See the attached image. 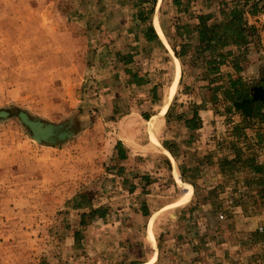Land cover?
I'll return each mask as SVG.
<instances>
[{"label":"rangeland","instance_id":"1","mask_svg":"<svg viewBox=\"0 0 264 264\" xmlns=\"http://www.w3.org/2000/svg\"><path fill=\"white\" fill-rule=\"evenodd\" d=\"M146 1L0 0V110L9 113L0 121V264H133L145 255L149 258L144 227L132 239L123 237L120 229L119 220L130 219L134 208L126 183L121 185L123 178L113 173L118 162L112 157L117 138L134 146L146 143V134L148 143L151 139V128L138 115L145 93L131 87V75L145 73L162 98L173 76L164 48L141 36L146 24L137 21L136 5L141 2L146 8ZM216 1L231 7L245 0ZM204 3L192 0L190 11L217 9L213 1L207 7ZM251 3L257 5L253 16L247 13ZM243 9L242 19L253 27L256 40L242 53L229 50L228 61L239 57L238 72L230 68L233 72L227 77L207 78L188 56L179 63L170 120L178 114L188 118L193 107H211L220 121V153L239 154L234 170L216 179L220 184L214 175H202L205 187L213 188L199 187L190 204L155 218L153 235L159 230L181 231L184 223L175 228L169 214L187 205L193 216L207 217L211 233L202 243L194 239L195 247L204 252L188 259L185 255L180 263L264 264V122L243 120L242 112L233 110L223 95L233 93L229 80L239 79L246 94L252 85L264 86V0H247ZM155 14L173 44L175 18L179 24L193 22L176 14L171 0H157L151 26ZM126 56L136 63L125 65ZM169 95L170 90L164 98ZM20 110L55 125L71 120L72 136L53 146L38 144L15 117ZM162 124L159 140L187 157V133L175 124ZM236 125L244 128L237 140L231 136ZM248 159L259 173L244 169ZM183 161L187 164V158ZM182 192L187 200L188 191ZM145 193L150 194L147 208L153 212L175 199L180 189L166 177ZM136 199L141 201V196ZM98 207L106 209L103 220L109 222L94 218L78 225L80 213ZM140 242L144 251L132 245L139 247Z\"/></svg>","mask_w":264,"mask_h":264},{"label":"crops","instance_id":"2","mask_svg":"<svg viewBox=\"0 0 264 264\" xmlns=\"http://www.w3.org/2000/svg\"><path fill=\"white\" fill-rule=\"evenodd\" d=\"M208 12L209 11H207V13ZM152 26L160 45L167 52L172 62L173 76L170 84L167 86L166 89V91H171L170 86H172V83L174 81V62L178 63L179 65V61L174 55L169 54L168 50L161 43L158 34L154 28V25ZM231 49L232 47H229L225 50L229 51ZM126 57L128 61L125 65H130L132 64V62L133 64L136 63L131 60L130 56ZM230 68L231 67L228 66V62L226 61L223 65L219 66L217 73L213 74L211 77L216 78L221 76L222 74H225V76L227 77V75H230V71L233 72V70H231L232 68ZM131 76L132 79L136 81L134 82L132 80L133 83L131 87L135 88L138 92L144 90L145 93V95L143 94L142 97L141 106L139 105L141 112L138 115L139 119L143 120V123H146L151 128V139L148 143V137L145 132L147 142L139 145L136 144L134 146V143L132 142L131 144H127L123 139L117 138V142L119 143L118 145L120 146H116L117 148H115L116 150L114 152V156L112 157L113 159H115L116 162H118V168H116L115 172L113 171V173H116L117 176L123 178L121 179V185L123 186V184L125 185L126 183L125 191L129 196V199H132V202L130 204L134 208L133 212L129 215L130 219L119 220L121 225L120 229L123 231V237L132 239L134 237H137L139 233V228L144 227L141 231L144 232L146 245L150 249V256L149 258H147V255H145L143 259L133 264H199L190 260H187L185 263H180L179 261L180 259H186L185 255H187V259L192 256H197L200 254L202 255L204 251L201 252L202 249L200 251V248L198 249L195 247L194 239L199 238L200 242L202 243L203 240H205L204 237H208V235L211 233L207 217L205 215H199L198 217L196 215L193 216L191 213L192 207H190L189 205H187V207H182L181 209L176 212H173L172 214H169V217H171L170 219H172V222L177 223L174 225L175 228L181 227V223H184V227L182 226L183 229L181 231L180 229H175V233L173 234V232L169 233V230L167 231V233L166 231L159 230L156 235H153L155 240L156 257L155 260L150 263L153 253L150 245L147 243L146 240L149 219L156 212H163L171 208H176L177 199L180 194H178V196H176V198L168 204L161 205L157 210L152 212L149 208H147V198L150 196V194H147L145 192L153 191V185H158L162 183L167 177L177 188L178 183L180 184L182 194L183 189H186L188 191L189 197L186 200V204H190V200L193 197L195 190L199 189V187H204L205 189L213 188L205 187V184L207 183H205V180L202 179V175H214L216 181V179H218L220 175L226 173V170L222 169V166L220 164L221 160H223L224 158H227L229 160L234 156L232 154H229L228 156L224 157V153H220L219 147L222 145L219 143L221 142V140L219 139V129L221 128L220 121L213 115L211 107L209 108L207 106H204L202 109L197 111L199 124L193 130H187L180 121H176L175 119L172 121L170 120V118L168 119V121H165L163 117L162 121L164 122V124H175L180 127L183 132L187 133V157L186 154H183L184 156L177 155L172 149V147L169 146L171 145V143H167L163 138L159 140V132H155L151 127V125L162 124V121L160 119L162 106L161 104L163 101H165L164 97L168 91L165 92V95L162 98L159 89L156 88L154 84H151L148 75V78H145V73H143V75L136 76L133 74ZM251 87L255 86L252 85ZM175 89L176 87L171 92V97L169 98V104L167 109L170 108V104L173 98L172 94ZM257 108L261 107L259 106L255 109ZM155 109L157 110L154 114H152ZM254 120L257 119H252L251 121ZM162 128H164L163 124L160 127V131H162ZM165 145L166 147H169L172 151L166 150L164 148ZM147 147L149 149H147ZM204 148H208L207 153L203 151ZM185 158H187V164L185 163V161H183ZM192 158H194V161L191 160ZM234 168V166L231 167V169L233 170ZM239 171H242V169H240ZM181 173L184 179L181 178ZM127 178L128 180H126ZM129 179H131V181ZM220 182L221 181H216L215 183L220 184ZM138 196H141V201H138L136 199ZM96 220L99 221L101 224L110 221L108 219L105 221V219L103 220L95 218V221ZM215 234L216 232L212 233V235ZM217 244L218 243H216V249H221V245L219 246ZM132 245H135V248L137 249L143 250L142 248L144 246V243L140 242L139 247H137L138 244L135 243H132ZM128 246L129 245H127V247L125 246V249H130Z\"/></svg>","mask_w":264,"mask_h":264},{"label":"trees","instance_id":"3","mask_svg":"<svg viewBox=\"0 0 264 264\" xmlns=\"http://www.w3.org/2000/svg\"><path fill=\"white\" fill-rule=\"evenodd\" d=\"M192 0H171V6L174 8L176 14H183L187 16V19L193 20V23L187 21L180 23L175 18L172 24L173 27V38L176 43L173 44L165 32V27L162 23H159V28L161 29L173 55L177 58L179 63L182 57L188 56L189 61L200 69L204 71L205 77H211L213 74L217 73L219 66L223 65L226 61L230 64L231 68L235 71H239L237 57H233L231 61V52L225 50L226 48L232 47L240 50L241 53L245 51L246 46L256 40V35L252 26H246L242 19L243 7L247 4V0L243 3L235 1L231 7H228L223 1L216 0H205L204 7L209 6L211 2H215L217 9L213 12L204 13L198 11L193 13L190 11V2ZM148 7H140L138 2L137 12L135 17L137 21L141 24H146L141 36L144 41H155L158 44L159 41L150 24V19L154 13V7L157 0H147ZM247 13L249 15H255L257 13V5L251 3L249 5ZM195 21V22H194ZM124 62V61H123ZM134 81V79H133ZM136 82V81H134ZM231 83V89L237 90L239 96L246 97V91L240 86L239 79L233 81L229 80ZM171 108V107H170ZM170 108L164 114L165 121L170 118ZM203 107H193L191 115L186 118L181 114L175 116L176 121H180L187 130L195 129L199 124V118L197 117V111ZM252 119H257L258 121L264 122V108H257L251 111L247 116H243V120L250 122ZM244 128L241 126H234L231 131V136L236 140L243 137ZM264 137V135H263ZM262 137L257 135V141H261ZM119 143L117 142L116 146ZM166 150H171L169 147L164 146ZM235 148V147H234ZM172 151V150H171ZM239 154L237 151L234 153L232 160L223 159L220 164L222 169L230 170L234 161L238 160ZM244 169L248 172H253L257 174L260 172V168L253 164L252 159L246 161ZM180 171V168H179ZM181 178L183 175L181 173ZM106 209L96 208L90 209L85 213H80L79 215V226L85 224V219L94 220V218L103 219L106 215ZM76 232L73 233V238L76 240Z\"/></svg>","mask_w":264,"mask_h":264},{"label":"water","instance_id":"4","mask_svg":"<svg viewBox=\"0 0 264 264\" xmlns=\"http://www.w3.org/2000/svg\"><path fill=\"white\" fill-rule=\"evenodd\" d=\"M223 95L233 110L241 111L243 116H247L252 111L254 103H259L264 108V86L262 85L251 87L248 98L241 101L234 100L233 95L229 91L224 92ZM8 117L9 113L7 111L0 110V121ZM15 117L21 126L26 129L30 139L38 144L53 146L72 136L70 129L71 120L55 125L31 118L26 112L21 110L16 113Z\"/></svg>","mask_w":264,"mask_h":264},{"label":"bare ground","instance_id":"5","mask_svg":"<svg viewBox=\"0 0 264 264\" xmlns=\"http://www.w3.org/2000/svg\"><path fill=\"white\" fill-rule=\"evenodd\" d=\"M161 1V0H160ZM160 23V22H159ZM159 23H158V16L157 14L155 15L154 17V20H153V25H154V28L158 34V37L161 41V43L164 45V47L168 50L169 54L170 55H173L161 29L159 28ZM180 79V67L178 65V63H175V70H174V81L172 83V86H171V91H170V95H171V92L173 91V89L176 87L177 83H178V80ZM167 96V98L165 99L163 105L161 106V121L163 120V117H164V113L166 112L167 110V107H168V104H169V98L171 96ZM152 129L155 131V132H159L160 130V127L161 125H151ZM128 144V143H127ZM130 144V143H129ZM178 188L180 189V195L177 199V206L176 208L186 204V199L185 197L183 196V194L181 193V186L180 184L178 183ZM171 209H175V208H171ZM169 209V210H171ZM161 213L160 212H156L154 213L150 219H149V224H148V228H147V233H146V240H147V243L150 245L151 249H152V257H151V260H150V263H152L154 260H155V257H156V251H155V240H154V237H153V234H152V224L155 220V218Z\"/></svg>","mask_w":264,"mask_h":264},{"label":"flooded vegetation","instance_id":"6","mask_svg":"<svg viewBox=\"0 0 264 264\" xmlns=\"http://www.w3.org/2000/svg\"><path fill=\"white\" fill-rule=\"evenodd\" d=\"M231 90H233V89H231ZM238 91L237 90H233V98H234V100H236V101H241V100H244V99H246V98H248V94H247V96L246 97H242V96H239L238 95ZM262 108V106L259 104V103H254L253 104V107H252V111L256 108V107H259V106Z\"/></svg>","mask_w":264,"mask_h":264},{"label":"built area","instance_id":"7","mask_svg":"<svg viewBox=\"0 0 264 264\" xmlns=\"http://www.w3.org/2000/svg\"><path fill=\"white\" fill-rule=\"evenodd\" d=\"M217 218L220 220L222 218L221 214H218ZM258 231H261V228H258Z\"/></svg>","mask_w":264,"mask_h":264}]
</instances>
